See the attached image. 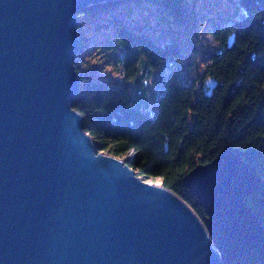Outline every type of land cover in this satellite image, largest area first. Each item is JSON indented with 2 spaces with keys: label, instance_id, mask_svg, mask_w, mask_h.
<instances>
[{
  "label": "water",
  "instance_id": "95a60500",
  "mask_svg": "<svg viewBox=\"0 0 264 264\" xmlns=\"http://www.w3.org/2000/svg\"><path fill=\"white\" fill-rule=\"evenodd\" d=\"M113 1L0 0V264H230L264 244L255 167L226 148L184 175L200 219L96 152L73 108L78 15Z\"/></svg>",
  "mask_w": 264,
  "mask_h": 264
},
{
  "label": "trees",
  "instance_id": "16d2710c",
  "mask_svg": "<svg viewBox=\"0 0 264 264\" xmlns=\"http://www.w3.org/2000/svg\"><path fill=\"white\" fill-rule=\"evenodd\" d=\"M238 2L239 19L205 31L196 28V3L188 0H117L90 6L78 15L73 108L83 117L96 152L127 157L126 164L137 177L157 180L200 219L204 209L182 178L228 148L261 177V189L245 203L264 224V0ZM121 10L128 11L125 21ZM105 17L113 29L98 22ZM83 22L94 23L86 30L87 39L80 31ZM176 28L182 40L174 34ZM231 35L234 43L227 48ZM90 49L93 56L102 54L100 58L114 61L123 78L117 82L87 76L82 64ZM142 58L141 93L151 89L157 75L163 87L153 120L131 105L129 83L137 78ZM198 58L205 65L184 85L181 78L189 67L197 68ZM208 78L217 81L211 97L204 90ZM144 79L150 83L145 85ZM230 264H264V244Z\"/></svg>",
  "mask_w": 264,
  "mask_h": 264
},
{
  "label": "rangeland",
  "instance_id": "374dc122",
  "mask_svg": "<svg viewBox=\"0 0 264 264\" xmlns=\"http://www.w3.org/2000/svg\"><path fill=\"white\" fill-rule=\"evenodd\" d=\"M189 4L196 3V16L198 17L195 21L196 28L201 31H205L208 28H211L214 25H228L234 19H239L242 13V7L240 6L238 0H188ZM128 15V11L121 10L120 18L124 20V18ZM125 21V20H124ZM98 22L102 24H107L111 29L114 28L110 22L107 21L106 17ZM93 25V22H83L80 25V31L82 32V36L85 39L89 37L90 32H86L89 26ZM172 27L175 28L174 25ZM174 33L179 40H182L183 35L181 34L180 28H176ZM169 37L166 36V39ZM95 44L89 45L90 47ZM206 48V46L204 47ZM88 52V51H87ZM94 50L90 49L87 56H85L86 62L82 64L83 72L95 79V80H115L119 82L123 78V73L121 69L118 68L116 63L112 60H109L108 56L100 58L102 54H98L93 56ZM104 55V54H103ZM205 60L198 58V66L194 69L193 66L189 67L190 71L187 75L181 78V81L184 85H189L192 77L205 65ZM144 69V59L142 58L139 67H138V76L136 79H133L130 85L131 91V105L133 107L140 108L143 110L150 120H153L158 111L157 105V97L161 94L163 89L162 84L159 83L158 75L155 78V84H151L149 90L141 93L140 88V79L141 74ZM195 70V72H193ZM139 90V91H138ZM138 92V93H137ZM137 93V94H136ZM149 183L159 182L157 180L146 179L144 180Z\"/></svg>",
  "mask_w": 264,
  "mask_h": 264
},
{
  "label": "clouds",
  "instance_id": "9594fccd",
  "mask_svg": "<svg viewBox=\"0 0 264 264\" xmlns=\"http://www.w3.org/2000/svg\"><path fill=\"white\" fill-rule=\"evenodd\" d=\"M143 83H144L145 85H148V84L150 83V79H144Z\"/></svg>",
  "mask_w": 264,
  "mask_h": 264
}]
</instances>
